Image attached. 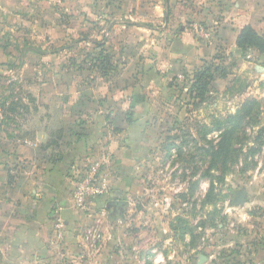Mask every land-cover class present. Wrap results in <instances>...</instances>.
Instances as JSON below:
<instances>
[{
    "label": "rangeland",
    "instance_id": "374dc122",
    "mask_svg": "<svg viewBox=\"0 0 264 264\" xmlns=\"http://www.w3.org/2000/svg\"><path fill=\"white\" fill-rule=\"evenodd\" d=\"M210 3L0 0V46L6 50L0 61H8L0 65V118L50 124L68 139L91 137L88 159L70 170L73 188L81 167L91 164L101 166L99 176L107 183L118 174L132 176L135 207L153 204L170 220L184 218L192 245L210 257L206 264H264V55L256 49L239 56L221 52L219 63L203 61L180 74L169 63L171 38L195 25L186 17L190 8ZM155 59L164 69H156ZM208 65L219 66L217 77L197 99L194 75ZM136 85L144 86L143 93L128 90ZM247 100L258 103L250 115L242 111ZM65 102L74 103L66 128L56 106ZM239 112L241 127L220 151L225 124ZM130 118L142 122L134 126ZM99 198H90L81 213L90 220L84 232L97 228ZM93 233L85 247L75 248L79 255L59 247L54 260L49 253L36 261L26 254L23 264L98 261L101 243ZM2 252L0 264H17L16 254ZM110 256L99 262H111Z\"/></svg>",
    "mask_w": 264,
    "mask_h": 264
},
{
    "label": "crops",
    "instance_id": "0c3cea01",
    "mask_svg": "<svg viewBox=\"0 0 264 264\" xmlns=\"http://www.w3.org/2000/svg\"><path fill=\"white\" fill-rule=\"evenodd\" d=\"M188 16L195 25L181 28L167 47L169 63L177 66V74L203 61L219 63L221 52L239 56L237 39L247 26L264 36V0H211L209 6L191 7ZM154 61L156 69H164L159 65L160 60ZM146 74L152 73L147 71ZM142 87L130 86L128 90L143 93ZM73 105V102L56 104L65 116V128L71 123L68 118ZM47 106L53 108L55 105ZM143 107L139 105L136 111ZM141 122L138 118L133 120L134 126ZM27 125L11 116L8 118L7 114L0 118L2 253L16 254L17 264H23L26 254L36 256V261L49 253L54 260L59 247L72 256L73 253L79 255L75 248L85 247L89 234L97 232L102 253L98 261L87 264H190L195 258L198 264L209 262L210 257L200 252V246L192 245L188 233H181L174 227L178 215L170 220L156 213L153 204L140 210L135 207L138 187L132 176L118 174L113 178L109 192L94 203L99 212L93 224L97 228L84 232L83 225L90 220L81 214L83 210L76 208L70 172L73 165L91 151V137L57 138L50 124ZM127 130L125 128L123 134ZM51 141H57L59 146L50 147ZM113 144L111 149H115ZM261 180L264 188V169ZM117 203H121L120 208L116 207ZM102 208L104 213L100 211ZM111 246L113 253L107 252ZM261 252L264 255V248ZM106 253L112 255L111 262H99Z\"/></svg>",
    "mask_w": 264,
    "mask_h": 264
},
{
    "label": "trees",
    "instance_id": "16d2710c",
    "mask_svg": "<svg viewBox=\"0 0 264 264\" xmlns=\"http://www.w3.org/2000/svg\"><path fill=\"white\" fill-rule=\"evenodd\" d=\"M237 45L241 53L247 52L249 49H256L260 54L264 55V36L260 35L251 26H247L243 28V30L240 32L238 39H237ZM4 51H6L5 48L0 46V60H1V55L4 53ZM106 57L107 56L101 55V59H102L101 61H104L105 60L104 58ZM212 64H216V63L213 62ZM0 65L7 66L8 61H0ZM218 69H219V66L208 65L207 67L201 68L198 72H196V74L194 75L195 82H193L192 84V89H193L192 92H195L197 99H199L200 97L205 95V93L207 94L210 91V88L214 82L213 80H215V78L217 77L215 74L217 73ZM220 77L221 78L223 77L222 79H224L227 77V74L223 73L222 75H220ZM256 104L258 103L253 102L252 100L251 101L247 100L246 103H244L242 107V111H245L246 115H250L251 112L253 111V108L257 106ZM11 111H15V110L12 109ZM240 114L241 112H239L237 115L232 116L230 122L228 121L227 124H225L226 126L224 128V132L222 133L223 139L219 144L220 151L223 150L225 147H227L230 144L231 140L233 143V138L236 132L238 131V129L241 127L240 125L241 119L239 116ZM234 119H239V122H237L235 125H233ZM130 121H133L132 118L129 119V122ZM56 135H57V138L63 137V135L62 134L59 135V133H56ZM51 146H59V143H57V141H53V142L51 141L50 147ZM88 156L89 155H87L84 158L82 157L80 160H78V162L79 161L81 162V160L85 158L87 159ZM176 220H177V223H176V226L174 227H176V229H178L181 233H186L188 228L184 226V224L187 223L184 220V218L177 217ZM190 233L193 234V232H190Z\"/></svg>",
    "mask_w": 264,
    "mask_h": 264
},
{
    "label": "built area",
    "instance_id": "2783aa9c",
    "mask_svg": "<svg viewBox=\"0 0 264 264\" xmlns=\"http://www.w3.org/2000/svg\"><path fill=\"white\" fill-rule=\"evenodd\" d=\"M87 159H83V161ZM91 165L85 168L81 167L82 171L79 172L78 184L74 190L76 208L83 211L86 209V204L90 198L102 197L110 190V182L107 183V180L105 181L99 176L101 166Z\"/></svg>",
    "mask_w": 264,
    "mask_h": 264
},
{
    "label": "water",
    "instance_id": "95a60500",
    "mask_svg": "<svg viewBox=\"0 0 264 264\" xmlns=\"http://www.w3.org/2000/svg\"><path fill=\"white\" fill-rule=\"evenodd\" d=\"M245 196H246L245 193H242V197H243L244 201H245ZM120 205H121V203H120V204L117 203V204H116V207L120 208Z\"/></svg>",
    "mask_w": 264,
    "mask_h": 264
}]
</instances>
